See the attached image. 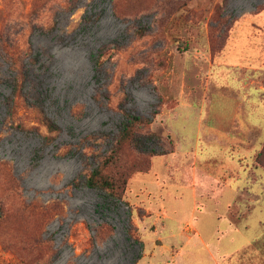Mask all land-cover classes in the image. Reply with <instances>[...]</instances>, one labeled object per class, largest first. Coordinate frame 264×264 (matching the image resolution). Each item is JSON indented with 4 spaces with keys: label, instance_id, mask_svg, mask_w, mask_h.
Returning a JSON list of instances; mask_svg holds the SVG:
<instances>
[{
    "label": "rangeland",
    "instance_id": "obj_1",
    "mask_svg": "<svg viewBox=\"0 0 264 264\" xmlns=\"http://www.w3.org/2000/svg\"><path fill=\"white\" fill-rule=\"evenodd\" d=\"M17 60L57 132L12 103ZM125 113L153 119L173 153L134 170L115 203L86 181ZM236 120L254 130L241 143L222 138ZM263 149L264 0H0V264H212L195 240L172 259L176 235L224 229L215 217L231 194L211 175L260 169L264 199ZM212 242L235 251L239 240Z\"/></svg>",
    "mask_w": 264,
    "mask_h": 264
},
{
    "label": "crops",
    "instance_id": "obj_2",
    "mask_svg": "<svg viewBox=\"0 0 264 264\" xmlns=\"http://www.w3.org/2000/svg\"><path fill=\"white\" fill-rule=\"evenodd\" d=\"M248 130L254 131L244 122L236 120L232 122L231 128L222 134V138L229 136L227 138L229 140L230 136H232L233 138L231 137L232 139L229 141L241 143L245 140L244 136L249 139L250 132ZM218 133L221 134L220 131H216L217 137ZM260 171V169L253 168L235 169L232 171L235 175L226 182H221L220 179L212 175L210 178L211 181H214L210 187L215 186L217 190L222 192L229 191L231 194V199L222 214H216L217 216L215 217L220 222L219 225L224 222V229L220 226L215 227V237L212 240H220L224 237L228 238L233 244L234 240L238 239L239 243L235 251L219 249L212 240L206 239L202 229L197 225L188 224L176 235L182 241L181 246L174 252L172 259L175 260L183 254L182 242L187 246H191L190 242L195 240L194 248L198 245L203 246L211 257L212 264H264V199L258 196ZM254 176L255 179L253 180ZM211 191L214 193L213 189L207 187L205 193ZM208 199L212 198L208 197ZM255 212L259 214L256 222L257 233L249 237L246 233L251 230L250 219ZM240 215L241 219L236 218ZM184 235H188V237L186 238Z\"/></svg>",
    "mask_w": 264,
    "mask_h": 264
},
{
    "label": "trees",
    "instance_id": "obj_3",
    "mask_svg": "<svg viewBox=\"0 0 264 264\" xmlns=\"http://www.w3.org/2000/svg\"><path fill=\"white\" fill-rule=\"evenodd\" d=\"M109 53L110 47H104L100 51V55L95 61L98 68L103 66L102 60ZM17 64L13 69V78L16 84H14L12 103L15 104V99H21L24 105L38 109L48 131L50 133L57 132L59 128L56 123L48 117L39 104H32L27 92H24L28 70L18 60ZM124 118L114 150L100 160L86 181L88 188L97 190L105 199L115 203H123L129 177L134 170L145 172L149 169L151 158L173 153L171 141L164 140L161 134L152 130L153 119L144 120L128 113L124 114ZM125 149L135 155V159L129 164L123 158ZM257 162L259 165L264 164V149L258 155Z\"/></svg>",
    "mask_w": 264,
    "mask_h": 264
}]
</instances>
